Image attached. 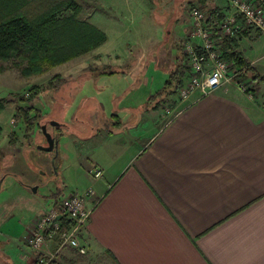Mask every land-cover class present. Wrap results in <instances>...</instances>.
Returning <instances> with one entry per match:
<instances>
[{
    "label": "crops",
    "instance_id": "1",
    "mask_svg": "<svg viewBox=\"0 0 264 264\" xmlns=\"http://www.w3.org/2000/svg\"><path fill=\"white\" fill-rule=\"evenodd\" d=\"M193 5L204 7L215 23L228 13L223 0ZM136 15L128 11L127 16L135 22ZM185 19L179 52L165 63L168 75L178 65L184 70L181 85L190 76L181 53L191 26L189 11ZM176 22L170 23L165 42ZM96 28L106 36L95 49L100 54L108 37ZM234 38L248 66L264 75V33L244 28ZM102 73L116 74L105 65ZM249 86L242 92L227 83L185 101L177 94L161 95L153 107L123 106L125 123L112 115L113 129L104 130L98 141L93 131L83 136L66 127L73 156L70 165L63 162L65 192L92 188L98 202L79 234L85 254L65 247L51 264H264V89ZM87 143L93 145L89 153ZM93 167L102 170V178L90 176ZM52 203L47 200L39 214ZM32 221L0 233L15 256L13 264H35L38 254L21 248L28 247Z\"/></svg>",
    "mask_w": 264,
    "mask_h": 264
},
{
    "label": "rangeland",
    "instance_id": "2",
    "mask_svg": "<svg viewBox=\"0 0 264 264\" xmlns=\"http://www.w3.org/2000/svg\"><path fill=\"white\" fill-rule=\"evenodd\" d=\"M76 2L80 5L81 20L106 30L108 39L98 50L100 54L93 50L58 66L44 65L40 73L27 76L21 74L26 61L11 58L0 62V99L14 102L0 112V233L9 227L18 230L17 223L26 225L45 208L47 200L53 202L66 191L63 162L70 165L69 158L73 156L65 138L66 127L83 136L93 131L97 134L94 141H98L104 130L113 129L112 115L125 123L128 112L122 110L123 106L145 108L160 104L159 94L169 80L167 64L170 56L179 52L180 35L188 26L185 14L193 7L204 10L206 15L208 12L202 6H192L194 0ZM128 11L137 14L135 22L128 18ZM172 21L177 22L165 42ZM103 63L116 74L105 76ZM53 77L63 82L57 89H48L47 83ZM253 85L264 89L259 87L262 84ZM34 86L43 91L26 103L20 102V97L29 98L27 93ZM17 106H32L36 110L27 136L24 122L14 118ZM50 122L62 126L56 128ZM43 125L57 140L51 152L43 150L46 143L39 130ZM92 148L87 143L84 150L89 153ZM21 248L30 251L22 244ZM13 260L15 256L0 238V264H13Z\"/></svg>",
    "mask_w": 264,
    "mask_h": 264
},
{
    "label": "trees",
    "instance_id": "3",
    "mask_svg": "<svg viewBox=\"0 0 264 264\" xmlns=\"http://www.w3.org/2000/svg\"><path fill=\"white\" fill-rule=\"evenodd\" d=\"M79 13L80 5L76 0H0V62L11 58L26 61L21 74L27 76L40 73L44 65L58 66L95 50L106 41V36L95 26L81 20ZM206 22L209 28H214L215 22L210 18ZM216 37L222 58L234 63L242 81L264 84V75L248 66L238 51L234 37H222L220 34ZM183 73L180 65L176 66L159 95L177 94ZM62 82L59 77H53L47 88L57 89ZM42 91L39 86L31 87L27 93L29 98L20 97L19 101L26 103ZM13 105L11 99H0V112ZM14 111V118L24 122L27 136L32 129V114L36 110L32 106H17Z\"/></svg>",
    "mask_w": 264,
    "mask_h": 264
},
{
    "label": "built area",
    "instance_id": "4",
    "mask_svg": "<svg viewBox=\"0 0 264 264\" xmlns=\"http://www.w3.org/2000/svg\"><path fill=\"white\" fill-rule=\"evenodd\" d=\"M226 2L228 13L215 23L213 29L206 23L207 15L204 10L193 7L189 11L191 26L187 38L182 43L181 53L190 76L177 91L179 101L187 100L193 93H198L200 97L207 96L227 83L233 84L242 92L249 90L247 83L240 79L234 63L222 58L216 35L230 38L238 35L244 28L264 33V0ZM89 174L94 179L103 176L98 167H93ZM90 199H95L92 188L82 194L64 192L46 211L33 219L26 244L39 256L35 264H49L65 247H70L81 255L85 254L79 234L86 227L98 202L95 199L89 207L87 202ZM50 244H53L55 249L50 250ZM43 250L46 252L43 253Z\"/></svg>",
    "mask_w": 264,
    "mask_h": 264
},
{
    "label": "water",
    "instance_id": "5",
    "mask_svg": "<svg viewBox=\"0 0 264 264\" xmlns=\"http://www.w3.org/2000/svg\"><path fill=\"white\" fill-rule=\"evenodd\" d=\"M50 125L55 126V127L58 126V124L56 122H50ZM40 130H41V133L43 134V136L45 138V143H46V146L43 148V150L46 152H51L56 145V140L54 139V137L51 134H49L46 131V125H43L40 128Z\"/></svg>",
    "mask_w": 264,
    "mask_h": 264
}]
</instances>
